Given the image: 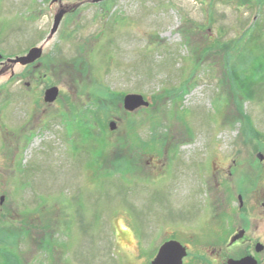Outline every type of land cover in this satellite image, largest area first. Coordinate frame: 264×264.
<instances>
[{
    "label": "rangeland",
    "instance_id": "374dc122",
    "mask_svg": "<svg viewBox=\"0 0 264 264\" xmlns=\"http://www.w3.org/2000/svg\"><path fill=\"white\" fill-rule=\"evenodd\" d=\"M51 1L0 0L9 58L69 9L35 83L0 66V264H142L137 234L210 217L228 174L257 171L264 0ZM129 94L149 107L127 112Z\"/></svg>",
    "mask_w": 264,
    "mask_h": 264
},
{
    "label": "flooded vegetation",
    "instance_id": "af4514ba",
    "mask_svg": "<svg viewBox=\"0 0 264 264\" xmlns=\"http://www.w3.org/2000/svg\"><path fill=\"white\" fill-rule=\"evenodd\" d=\"M44 40L45 38L39 42ZM34 47L35 44L28 50L24 48L14 57L25 56ZM44 57L43 52L41 59ZM10 58L2 55L0 66L6 67L8 64L7 70L13 71L16 66L8 63ZM41 59L21 66V75L18 77L29 76L31 82H26L28 87L41 77V69L45 65L40 62ZM44 77H47V73ZM250 154L259 162L257 171L252 176L246 174L237 178L228 174V178H225V201L223 197L220 201L219 198H214L217 204H214L213 215L206 219L182 220L180 228L160 231L162 234L157 237L149 235L145 239L142 234L136 235L139 256L145 250L152 252L150 260L142 264H153L160 249L171 241L178 242L186 249L187 255L182 264H264V150L252 151ZM7 211L3 202H0V216L6 215ZM5 232L7 231L2 227L0 237Z\"/></svg>",
    "mask_w": 264,
    "mask_h": 264
},
{
    "label": "water",
    "instance_id": "95a60500",
    "mask_svg": "<svg viewBox=\"0 0 264 264\" xmlns=\"http://www.w3.org/2000/svg\"><path fill=\"white\" fill-rule=\"evenodd\" d=\"M60 0H54L53 2H58ZM90 3H100L106 0H89ZM69 13V9L62 8L58 10L54 16V25L53 28L43 44L49 42L55 33L57 32L63 17ZM44 45H40L30 50V52L25 56H18L12 59H8V63L12 66L20 65L27 66L36 62L43 55V47ZM2 56L0 55V58ZM3 74V71H0V76ZM59 96V88L51 87L45 91L44 101L46 103H53L57 100ZM142 107H149V102L144 99L141 95L129 94L126 95L123 101V108L128 112H134ZM115 123H110V130H115ZM4 197H1V203L4 202ZM187 255L186 249L179 244L178 242L171 241L166 243L159 251L156 256L153 264H182L183 258Z\"/></svg>",
    "mask_w": 264,
    "mask_h": 264
},
{
    "label": "trees",
    "instance_id": "16d2710c",
    "mask_svg": "<svg viewBox=\"0 0 264 264\" xmlns=\"http://www.w3.org/2000/svg\"><path fill=\"white\" fill-rule=\"evenodd\" d=\"M104 96V95H103ZM115 98L113 95L112 96H110V98ZM96 101V100H95ZM104 110H105V114H104V118H107V117H109L110 115L108 114V113H110V105H109V103L107 102V103H105V105H104ZM87 113H88V115H90V116H93V117H97V112H95L93 109H89V108H87L86 110H85ZM120 150V149H119ZM120 159L124 162L125 160H123V159H125V158H121L120 157ZM124 165H126V163L124 164ZM3 237H8L7 235H2ZM8 246H9V244H8ZM3 250H1L0 251V253L2 252ZM7 257H9V254H5V256L3 257L2 255H0V258H7Z\"/></svg>",
    "mask_w": 264,
    "mask_h": 264
}]
</instances>
